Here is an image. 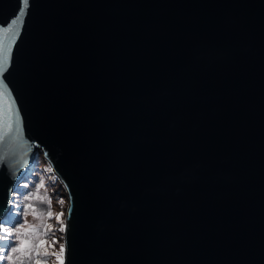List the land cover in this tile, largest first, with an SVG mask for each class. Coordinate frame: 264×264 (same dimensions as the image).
I'll list each match as a JSON object with an SVG mask.
<instances>
[{"label":"water","instance_id":"1","mask_svg":"<svg viewBox=\"0 0 264 264\" xmlns=\"http://www.w3.org/2000/svg\"><path fill=\"white\" fill-rule=\"evenodd\" d=\"M0 63V220L42 152L64 264H264V0H30Z\"/></svg>","mask_w":264,"mask_h":264},{"label":"rangeland","instance_id":"2","mask_svg":"<svg viewBox=\"0 0 264 264\" xmlns=\"http://www.w3.org/2000/svg\"><path fill=\"white\" fill-rule=\"evenodd\" d=\"M52 169L51 165L47 158H45L42 152L39 153L37 159H34L28 168V171L24 172V177L22 182L15 186V192L13 193V202L18 203L19 208L23 209L25 205L29 203L28 200L24 199L25 193L31 191V185L36 183L41 177L45 180L46 189H40L39 199L31 201L34 205V212L28 210V214L24 217L17 216V209L14 207L8 213V215L3 219L6 223L5 227H13L15 230L16 227H20L21 223L25 224V230L27 234H20L23 239L29 242V247L26 249V252H30L31 255H22L17 253L16 256H20V259H16L14 256L15 264H35L37 260L41 261V264H58L56 259V253L63 258L64 252L59 253L60 244L64 245V232L58 230V224L55 218V214L64 211L65 215L62 217V220L65 224L66 212L68 207V200L66 196V190L63 183L54 173L48 172L47 169ZM28 172V173H27ZM29 185L28 188H25L24 185ZM45 193V194H44ZM51 199V207L49 209L48 201ZM58 199H64V203L61 205L57 201ZM48 210L53 212V217L49 218L47 215ZM10 221H18L17 223H10ZM49 225L51 227L49 228ZM12 239H15L13 237ZM56 239L60 241L55 245H52L51 241ZM41 240H46L49 243L45 244L44 247L39 246ZM45 251L48 252V255L45 256ZM39 252V255L36 253ZM0 264H8L7 261H0Z\"/></svg>","mask_w":264,"mask_h":264},{"label":"snow or ice","instance_id":"3","mask_svg":"<svg viewBox=\"0 0 264 264\" xmlns=\"http://www.w3.org/2000/svg\"><path fill=\"white\" fill-rule=\"evenodd\" d=\"M29 3H30V0H22L21 10L18 12L17 17L13 18V20L11 21L12 27L4 26L3 28H0V31H3L5 33L13 32V35L15 36V29L17 26L22 25L23 18L26 15V9L29 6ZM2 72H3V64L0 63V73ZM47 171L52 172V169L49 168L47 169ZM24 187L28 188L29 185L25 184ZM31 189H32L31 191L25 193L24 199L28 200L29 203L25 205L23 209L19 208L18 203L10 201V203H13L14 209H17L18 217L26 216L28 214V210H32L34 212V205L33 203H31V201L40 198L39 197L40 189H46L44 178L41 177L36 183L31 185ZM57 202L62 205L64 203V199H58ZM48 204H49V209H50L51 199H49ZM67 214L69 216L71 215V209L68 210ZM47 215L49 218H52L54 214L51 210H48ZM64 215H65L64 211H61L55 214V218L59 226L58 230L62 233L66 231V225L64 224L62 220V217ZM17 222L18 221H10V223H13V224ZM5 223H6L5 221L0 220V261H7L8 264H15L13 257L15 256L16 259H20V256H16L17 253H20L22 255H28V256L31 255L30 252H26V249L29 247V242L23 239L22 236L20 235L22 233V230H23L24 235L27 234V231L25 230V224L27 222L25 220L24 223H21L20 227H16L15 230H13V227H5L4 226ZM50 227L51 225H49V228ZM13 237H15V239H12ZM48 243L49 242L46 240H41L39 242V246L44 247V245ZM51 243L52 245H55L57 243H60V241L53 239ZM64 251H65V247L61 243L60 248H59V253H63ZM36 254L39 255V252H37ZM53 254L56 255L58 264H64V260L60 255L56 253H53ZM47 255H48V252L45 251V256ZM35 264H41V261L37 260Z\"/></svg>","mask_w":264,"mask_h":264},{"label":"trees","instance_id":"4","mask_svg":"<svg viewBox=\"0 0 264 264\" xmlns=\"http://www.w3.org/2000/svg\"><path fill=\"white\" fill-rule=\"evenodd\" d=\"M30 170H31V169H30ZM30 170H29V171H30ZM29 171H28V172H29ZM28 172H27V173H28ZM44 194H45V193H44Z\"/></svg>","mask_w":264,"mask_h":264}]
</instances>
